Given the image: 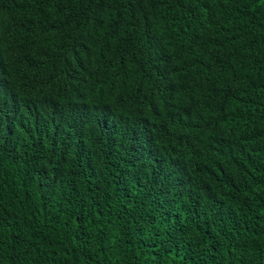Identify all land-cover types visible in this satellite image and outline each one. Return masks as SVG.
<instances>
[{
	"label": "trees",
	"instance_id": "trees-1",
	"mask_svg": "<svg viewBox=\"0 0 264 264\" xmlns=\"http://www.w3.org/2000/svg\"><path fill=\"white\" fill-rule=\"evenodd\" d=\"M0 264H264V0H0Z\"/></svg>",
	"mask_w": 264,
	"mask_h": 264
}]
</instances>
